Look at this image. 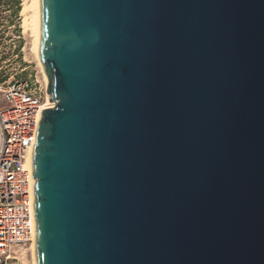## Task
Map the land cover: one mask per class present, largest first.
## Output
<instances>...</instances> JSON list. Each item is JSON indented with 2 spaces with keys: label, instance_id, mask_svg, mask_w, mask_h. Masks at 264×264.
Here are the masks:
<instances>
[{
  "label": "water",
  "instance_id": "95a60500",
  "mask_svg": "<svg viewBox=\"0 0 264 264\" xmlns=\"http://www.w3.org/2000/svg\"><path fill=\"white\" fill-rule=\"evenodd\" d=\"M40 5L36 264H264V0Z\"/></svg>",
  "mask_w": 264,
  "mask_h": 264
},
{
  "label": "built area",
  "instance_id": "2783aa9c",
  "mask_svg": "<svg viewBox=\"0 0 264 264\" xmlns=\"http://www.w3.org/2000/svg\"><path fill=\"white\" fill-rule=\"evenodd\" d=\"M44 85L32 78L0 84V264H20L31 249L37 222L30 160L45 110L54 108Z\"/></svg>",
  "mask_w": 264,
  "mask_h": 264
},
{
  "label": "rangeland",
  "instance_id": "374dc122",
  "mask_svg": "<svg viewBox=\"0 0 264 264\" xmlns=\"http://www.w3.org/2000/svg\"><path fill=\"white\" fill-rule=\"evenodd\" d=\"M15 1L0 0V84L6 87L14 80L32 78L44 85L41 62L34 49L33 30H26L24 25L26 15L33 14L32 9L24 12L32 0H20L18 16L14 15ZM32 252L29 249L24 260L20 257V264H35Z\"/></svg>",
  "mask_w": 264,
  "mask_h": 264
},
{
  "label": "bare ground",
  "instance_id": "6f19581e",
  "mask_svg": "<svg viewBox=\"0 0 264 264\" xmlns=\"http://www.w3.org/2000/svg\"><path fill=\"white\" fill-rule=\"evenodd\" d=\"M29 9L33 10V14L31 17L29 16V14L26 15L27 17L25 18V24L24 25H25L26 30H29L31 28L33 30V35H34V39H35L34 40V49L36 51L37 56L39 57L40 40H41V5H40V0H32V4L27 6L26 9L24 10V12H27ZM39 61H40V58H39ZM41 67H42V64H41ZM42 72L44 75V80H45L46 84H48V80H47V77L44 73L43 67H42ZM29 164H30V166L33 167V157L30 160ZM31 250L33 251L32 253L34 254L33 257L35 256L34 261L36 264V239H35L34 243L32 244ZM27 251H28V249H26V248H20L19 249V255L23 260L26 257L25 255H26Z\"/></svg>",
  "mask_w": 264,
  "mask_h": 264
},
{
  "label": "trees",
  "instance_id": "16d2710c",
  "mask_svg": "<svg viewBox=\"0 0 264 264\" xmlns=\"http://www.w3.org/2000/svg\"><path fill=\"white\" fill-rule=\"evenodd\" d=\"M15 3H16V10L14 12V15L15 16H18V14L20 12V9H21V7H20V0H16Z\"/></svg>",
  "mask_w": 264,
  "mask_h": 264
}]
</instances>
